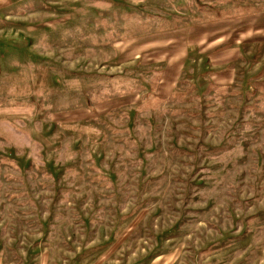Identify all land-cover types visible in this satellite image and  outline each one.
<instances>
[{
    "label": "rangeland",
    "instance_id": "obj_1",
    "mask_svg": "<svg viewBox=\"0 0 264 264\" xmlns=\"http://www.w3.org/2000/svg\"><path fill=\"white\" fill-rule=\"evenodd\" d=\"M0 264H264V0H0Z\"/></svg>",
    "mask_w": 264,
    "mask_h": 264
}]
</instances>
